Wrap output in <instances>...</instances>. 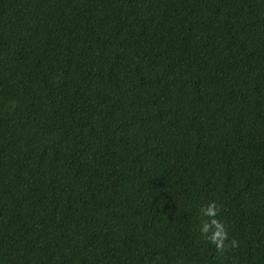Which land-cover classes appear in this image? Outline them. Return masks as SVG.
Instances as JSON below:
<instances>
[{
    "label": "trees",
    "instance_id": "1",
    "mask_svg": "<svg viewBox=\"0 0 264 264\" xmlns=\"http://www.w3.org/2000/svg\"><path fill=\"white\" fill-rule=\"evenodd\" d=\"M0 264H264V0H0Z\"/></svg>",
    "mask_w": 264,
    "mask_h": 264
},
{
    "label": "clouds",
    "instance_id": "2",
    "mask_svg": "<svg viewBox=\"0 0 264 264\" xmlns=\"http://www.w3.org/2000/svg\"><path fill=\"white\" fill-rule=\"evenodd\" d=\"M207 214H212L213 213V207L211 205H209V207L205 210ZM217 246L219 247V243L217 244Z\"/></svg>",
    "mask_w": 264,
    "mask_h": 264
}]
</instances>
